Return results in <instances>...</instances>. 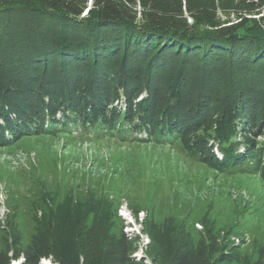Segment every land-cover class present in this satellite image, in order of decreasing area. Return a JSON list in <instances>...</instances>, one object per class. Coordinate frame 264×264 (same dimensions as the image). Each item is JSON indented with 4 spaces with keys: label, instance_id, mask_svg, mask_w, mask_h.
Masks as SVG:
<instances>
[{
    "label": "trees",
    "instance_id": "16d2710c",
    "mask_svg": "<svg viewBox=\"0 0 264 264\" xmlns=\"http://www.w3.org/2000/svg\"><path fill=\"white\" fill-rule=\"evenodd\" d=\"M135 1L94 0L80 18L86 0H0V138L80 126L177 135L216 109L226 125H259L264 19L250 33L247 20L190 26L153 0L137 24ZM55 221L25 249L0 252V264H132L124 238L82 242L77 232L60 236ZM166 264L210 261L187 251Z\"/></svg>",
    "mask_w": 264,
    "mask_h": 264
},
{
    "label": "rangeland",
    "instance_id": "374dc122",
    "mask_svg": "<svg viewBox=\"0 0 264 264\" xmlns=\"http://www.w3.org/2000/svg\"><path fill=\"white\" fill-rule=\"evenodd\" d=\"M149 1H135L137 24ZM163 1L190 26L247 20L250 33L264 19V0ZM217 111L177 135L80 126L0 138V252L25 249L57 218L62 237L124 238L132 264L187 251L210 264H264V115L257 126H230Z\"/></svg>",
    "mask_w": 264,
    "mask_h": 264
},
{
    "label": "water",
    "instance_id": "95a60500",
    "mask_svg": "<svg viewBox=\"0 0 264 264\" xmlns=\"http://www.w3.org/2000/svg\"><path fill=\"white\" fill-rule=\"evenodd\" d=\"M85 9H86V8H85ZM85 9H84V10H85ZM89 9H90V8H88L86 12H88V11H89Z\"/></svg>",
    "mask_w": 264,
    "mask_h": 264
}]
</instances>
